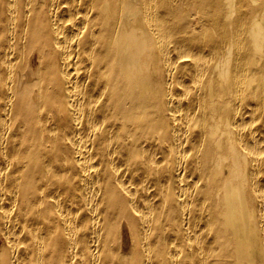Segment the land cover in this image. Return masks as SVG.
Wrapping results in <instances>:
<instances>
[{
  "label": "bare ground",
  "instance_id": "6f19581e",
  "mask_svg": "<svg viewBox=\"0 0 264 264\" xmlns=\"http://www.w3.org/2000/svg\"><path fill=\"white\" fill-rule=\"evenodd\" d=\"M0 264H264V0H0Z\"/></svg>",
  "mask_w": 264,
  "mask_h": 264
}]
</instances>
